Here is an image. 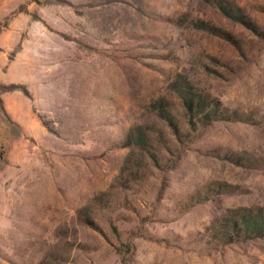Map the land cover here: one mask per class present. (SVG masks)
Segmentation results:
<instances>
[{"label": "rangeland", "instance_id": "obj_1", "mask_svg": "<svg viewBox=\"0 0 264 264\" xmlns=\"http://www.w3.org/2000/svg\"><path fill=\"white\" fill-rule=\"evenodd\" d=\"M0 264H264V0H0Z\"/></svg>", "mask_w": 264, "mask_h": 264}]
</instances>
